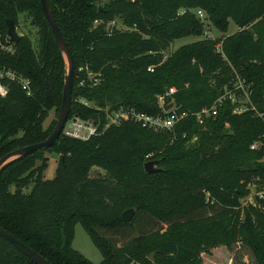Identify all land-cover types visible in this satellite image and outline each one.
<instances>
[{"label":"trees","instance_id":"16d2710c","mask_svg":"<svg viewBox=\"0 0 264 264\" xmlns=\"http://www.w3.org/2000/svg\"><path fill=\"white\" fill-rule=\"evenodd\" d=\"M47 1L75 61L68 119L99 121V133L88 140L60 134L0 170V228L52 264H94L72 247L77 222L101 253L99 264H202L204 251L237 243L264 264V212L245 208L240 219L238 208L249 182L264 187V0ZM197 8L222 37L203 36ZM116 18L130 29L107 34ZM7 19L30 24L37 38L33 46L18 34L14 53L0 52V66L30 82L29 92L11 84L0 97V157L48 137L56 120L43 123L51 110L58 115L66 75L40 0H0L4 32ZM230 21L238 30L227 34ZM187 36L197 40L165 57ZM233 70L250 84L254 109L235 114L225 101L203 124L189 115L171 130L131 121L104 128L121 105L161 114L157 95L169 87L176 91L166 101L179 111L210 107ZM255 141L261 144L251 149ZM46 153L59 155L52 178ZM149 160L158 171L144 170ZM129 208L134 215L123 222ZM0 264L35 263L0 237Z\"/></svg>","mask_w":264,"mask_h":264},{"label":"built area","instance_id":"2783aa9c","mask_svg":"<svg viewBox=\"0 0 264 264\" xmlns=\"http://www.w3.org/2000/svg\"><path fill=\"white\" fill-rule=\"evenodd\" d=\"M195 14L203 23V36L208 39H216L217 37L215 38L208 28L210 22L207 19L206 13L199 8L195 9ZM115 26V20L107 22V34H110L113 28H117ZM14 51V42L7 34V31L4 32L2 28H0V52L12 54ZM216 51H222L221 42L216 44ZM82 69L83 67H79L78 71H81ZM147 70L152 72L153 66H148ZM87 76L89 80L93 81V83H96L99 80L97 78L99 74L97 73L87 71ZM11 84L19 85L23 90L29 92V79L25 78L10 67L0 66V97H5L8 95ZM175 91L176 89L174 87H169L167 91L164 92V94L157 95L158 104L162 109L161 114L152 115L138 111L133 107L121 105L112 112L107 113V120L104 124V128L109 126H119L124 122L131 121L140 124L143 128L154 131L171 130L178 121L189 115H194L198 124H203L206 118L217 115L218 107H220L225 101H229L234 105L232 112L235 114H240L247 110L254 109V106L250 100V84L247 83L245 79L242 78L235 70H233L232 79L225 84L222 92L214 100L213 104L210 107H203L196 112L179 111V107L176 106L172 100L166 101V97L172 96ZM169 104H171V106L167 109H164V107L168 106ZM258 115L261 116V114ZM98 128L99 121H94L91 119L84 120L74 115L69 119L67 118L61 134L78 140H88L90 137L99 133ZM260 144V141H255L251 144L250 148L254 149ZM253 187L254 192L252 193V196L257 202L258 209L264 211V187H258L255 185V183H253Z\"/></svg>","mask_w":264,"mask_h":264},{"label":"rangeland","instance_id":"374dc122","mask_svg":"<svg viewBox=\"0 0 264 264\" xmlns=\"http://www.w3.org/2000/svg\"><path fill=\"white\" fill-rule=\"evenodd\" d=\"M181 12L182 11H179V13ZM114 20L116 22V26H115L117 27L116 29H120V30L130 29L128 27L126 28V26L121 23L120 19L116 18ZM16 28H17L18 34H22V33L28 34L31 40L33 41V46H35L36 38H37L36 28L31 27V25L28 23L26 26H23V23H21ZM208 28L210 29L212 35L215 38L223 36V34L217 31L215 28H213L210 25V23H209ZM237 30H238V27L232 21H230L228 30L226 33L231 34ZM195 40H197V38L194 36H187V37L174 40L173 43L164 51L165 57L168 56L170 52L175 50L180 45L191 43ZM231 79L232 77L227 79L226 82L228 83ZM88 104L92 105L91 103H88ZM56 119H57V116L55 115L54 110H51L48 114V117L45 119L43 126L47 127L51 123V121L56 120ZM45 155L49 159L48 167L44 171L45 177L52 178L54 176L55 167H56V163L59 158V155L53 154V153H46ZM263 161H264V158H263ZM249 183L247 184L248 192L239 199L238 208L241 210L240 219L242 218L243 209L250 208V207H253L254 209H258L257 202L255 198H253L252 196V193L254 192V187H253L254 182H249ZM72 247L78 250L81 254H83L84 257H86L88 260H90L94 264H99L102 259L101 253L96 248V246L93 244L88 233L85 231V229L79 222H77L74 226V237L72 241ZM200 257L202 259V264H255L253 260V256L248 251L247 246H241L240 243L234 244L231 248H228L225 245H217V246L211 247L208 250L201 253Z\"/></svg>","mask_w":264,"mask_h":264},{"label":"water","instance_id":"95a60500","mask_svg":"<svg viewBox=\"0 0 264 264\" xmlns=\"http://www.w3.org/2000/svg\"><path fill=\"white\" fill-rule=\"evenodd\" d=\"M41 9L44 13L45 19L55 37V40L60 48V51L63 55L65 64H66V75L65 80L62 87V98L61 103L58 110L57 119L53 129L51 130L48 137L38 143L26 145L23 147L16 148L2 157H0V170L6 167L12 161L31 154L32 152L50 147L56 141V139L60 136L65 121L69 115V109L71 104V94L73 89V78H74V71H75V61L72 55L70 48L68 47L67 42L65 41L60 28L55 21V18L52 14L50 9L49 3L47 0H40ZM6 27H7V34L11 38L13 42H17L19 39V35L17 33V29L15 27L14 21L12 19L6 20ZM171 106H165L164 109H167ZM144 170L147 173H154L158 171L155 167V161L149 160L144 163ZM135 210L133 208H129L124 210L121 213V218L123 222H128L134 215ZM0 237L8 241L13 247H15L18 251H20L23 255L28 257L33 263L35 264H52L47 259H45L41 254L37 253L31 247L26 245L25 243L21 242L13 235L7 233L3 228H0ZM153 253L150 254L149 259H152Z\"/></svg>","mask_w":264,"mask_h":264}]
</instances>
